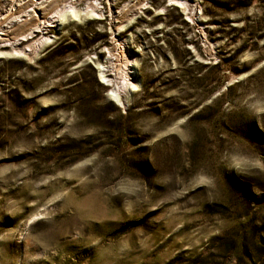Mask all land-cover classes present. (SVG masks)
Masks as SVG:
<instances>
[{"label": "rangeland", "instance_id": "1", "mask_svg": "<svg viewBox=\"0 0 264 264\" xmlns=\"http://www.w3.org/2000/svg\"><path fill=\"white\" fill-rule=\"evenodd\" d=\"M187 1L1 47L0 264H264V0Z\"/></svg>", "mask_w": 264, "mask_h": 264}, {"label": "bare ground", "instance_id": "2", "mask_svg": "<svg viewBox=\"0 0 264 264\" xmlns=\"http://www.w3.org/2000/svg\"><path fill=\"white\" fill-rule=\"evenodd\" d=\"M21 1L23 2L21 3L20 1H18V5H13V7L9 8L6 14L0 17V53L2 52L1 47L3 46H12L14 51L19 53H24L27 47H34L36 51L40 50L39 48L50 38L49 36L44 34L42 29H44L43 27L45 25H50L52 21L57 22V24L59 25V23H61L66 18V16L69 15H73L74 17L78 18L82 14L87 13H91L93 14L92 16L97 17H101V15H103V13L98 10V8L102 7L101 0H94L93 2H89L87 3V6L81 9L77 6V0H42L40 2H38L39 0ZM141 1L136 0L135 3H132L129 0L121 7H116L112 0H108L111 7V17L113 19H121V21L124 22L125 19L132 17H130V13L132 12L131 10H133V8L137 4H141ZM169 2L174 4L176 3V5L181 7H186L188 10L193 9L191 6H189L187 0H169ZM31 8L33 10V13L28 11ZM118 14L119 17H117ZM14 17H17L15 18V22L11 20ZM7 21L8 24H6ZM4 25L8 26H6L5 28ZM122 27H124V25L121 26V28ZM41 30L43 33L41 32ZM39 32L42 33L41 36L35 38L34 36H36V34ZM113 34H115V29L113 31ZM29 39H33V41H31L28 46H19L22 41H27ZM127 42L128 41L125 39L121 43L119 42L116 52H112L113 50L111 51L110 49L108 50L109 54H111V57L114 56V59L116 60V63L114 64L115 72L122 76L125 74L129 75V73H131L128 68L129 61H131V56H129V54L127 53ZM125 69L128 70L125 71ZM101 75L103 76L102 72Z\"/></svg>", "mask_w": 264, "mask_h": 264}, {"label": "trees", "instance_id": "3", "mask_svg": "<svg viewBox=\"0 0 264 264\" xmlns=\"http://www.w3.org/2000/svg\"><path fill=\"white\" fill-rule=\"evenodd\" d=\"M60 50V49H62V46H60V45H57V46H55L54 47V49L52 50V53H55L57 50ZM196 61V60H195ZM195 65L196 66H200V67H203L202 66V63H200V62H198V61H196L195 62ZM202 78V75H200V79ZM238 243H239V241H238ZM240 248H241V250H243V252H246L247 253V251L246 250H250V249H254L256 252H258V250H260V246L259 245H257L256 243H255V241L254 240H252V241H248V239H246L245 237H241V239H240ZM207 258V256L206 257H203V256H199L195 261H200V262H202V261H204L205 259Z\"/></svg>", "mask_w": 264, "mask_h": 264}, {"label": "built area", "instance_id": "4", "mask_svg": "<svg viewBox=\"0 0 264 264\" xmlns=\"http://www.w3.org/2000/svg\"><path fill=\"white\" fill-rule=\"evenodd\" d=\"M14 2H15V4H17L18 5V1H20L21 3L23 2V1H21V0H13ZM40 1H42V0H39L38 2H40ZM73 1V0H72ZM83 0H77V6L78 5H80L81 4V2H82ZM85 1V0H84ZM94 0H88L87 2H86V5H87V3H89V2H93ZM102 1V7L101 8H98V10L99 11H101V13H105V5L107 4L108 5V7H109V2H108V0H101ZM115 0H112V2H114ZM106 3V4H105ZM105 4V5H104ZM85 5V6H86ZM9 10V9H8ZM38 10V9H37ZM28 11H30V12H32L33 13V10H32V8L31 9H29ZM8 12V11H7Z\"/></svg>", "mask_w": 264, "mask_h": 264}]
</instances>
